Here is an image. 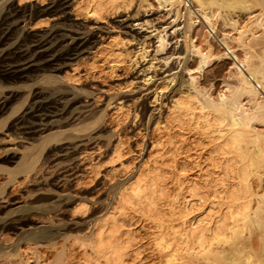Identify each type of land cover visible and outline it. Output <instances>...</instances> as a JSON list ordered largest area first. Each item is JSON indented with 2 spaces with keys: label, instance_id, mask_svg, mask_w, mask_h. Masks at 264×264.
Wrapping results in <instances>:
<instances>
[{
  "label": "rangeland",
  "instance_id": "374dc122",
  "mask_svg": "<svg viewBox=\"0 0 264 264\" xmlns=\"http://www.w3.org/2000/svg\"><path fill=\"white\" fill-rule=\"evenodd\" d=\"M62 1L0 0V41L2 42L0 44V77L4 76L1 74L2 70L9 67L17 52H27V54L30 52L27 56L31 54L30 56L36 59L39 55L40 61L45 58L43 61L48 60V62L49 60L55 62L61 57L55 64L60 67L58 75L61 79H58L57 83L45 84L41 79L43 73L33 74L34 72H30L31 80H22V83H17L14 87L0 85V98H13L9 100L10 104L8 103L5 111L0 114V264H90L84 259L85 255L81 248L74 243V238L80 237L82 231H87L85 224L80 223L87 214L94 210H97V215L102 214L105 212L106 206L113 202L114 194L111 192L113 187L120 184L128 185L138 172L156 166L166 172V185L171 197H177L180 191L185 188L184 185L187 181L199 180L206 170L211 171L210 168L212 169L213 163L211 164L212 160H210L212 138L201 135L194 129V125L186 121L184 117L182 120L186 122L180 124L172 119L174 111L172 101L179 97L175 95L178 93H171L177 82L176 78L182 79L184 86L187 80L189 83V77L192 75L195 78L193 84L196 85L194 86L200 90L199 99L207 96L214 102L229 99L234 90L236 81L234 78H236L235 73L238 72V69L231 64L230 59L223 54L224 49L214 40L223 35L229 48L231 47L235 55H239H236L239 60H243L244 54L248 56L247 53H249L250 58L253 57L251 61L256 62L262 55L261 59L264 62V52L259 54L264 50V44H261L264 43V40L252 38L257 37L256 35L260 34V31L249 23L251 15L248 14L250 15L248 16L247 13L244 14L239 10L242 0H219V4L213 3L206 9L213 18L211 22L214 23L212 24L213 29L218 38L214 34L209 36L208 26L196 17L197 4L195 2H193L194 4L191 2L195 16L192 20L195 22L191 24L192 20L188 21L184 19V16H181L174 22L173 28H170L174 18L172 12L167 11L168 7L160 6L156 0H127L129 2L124 11L119 10L117 14L105 16L100 20H94L87 17L85 13H81L82 10L74 4L78 0H68L70 6L64 8L60 15L50 16L46 13L37 15V10L41 8L51 10L57 5L62 8L60 5ZM78 4L79 2H77ZM73 6L76 7V12ZM20 8L25 12L22 11V13ZM179 8H184L183 2ZM235 12L238 14L241 12V16L234 19L236 23L232 28L223 23V18L228 13ZM137 16L142 20L145 17L144 20H147L148 23L145 25L141 23L142 27L136 25L141 22V20H133L138 18ZM4 20L5 22H3ZM2 22L7 24L4 25ZM12 24L16 31L11 26ZM161 28L168 30L167 35L169 34L165 37L167 43L163 51L157 47L158 42L155 35ZM181 28L187 30L186 38L184 35L182 36ZM242 28L245 32L242 31ZM36 37L40 40H37ZM206 42L213 46L211 51L208 50ZM254 42L257 45H253ZM39 43L42 44L40 50L36 49L35 52L30 50V46ZM19 45H21L19 47L21 49L17 48ZM197 49L201 53L205 52L203 54L209 55L205 66L200 67L201 70L198 69L199 65L197 67L199 63V56L197 55V57L195 53ZM257 49L260 52H255ZM5 50L7 52L4 53ZM166 54L169 56L166 57ZM240 68L243 69V67ZM168 69L171 70L168 71ZM168 74L170 75L168 76ZM64 76H71L68 83L63 82L66 80ZM186 87L189 86L181 87V96L194 95V90L191 87H189L190 90L189 88L185 89ZM260 91L262 90H258L259 94H261ZM37 92L40 94L34 95L38 94ZM222 94L224 95L222 96ZM262 95L263 93L259 95V100ZM239 102L245 112L253 111L252 101L247 96L242 95ZM28 105L33 110L37 109L36 114H45L48 119L44 118L39 121L37 118L27 115L28 117H24L23 121H15L14 118L17 117L20 109ZM78 106H86L90 113L88 112L74 120L75 122L68 124L74 123L71 126L67 125L59 129L57 125L67 122V119L70 120L71 113L76 111ZM51 118L52 120H50ZM251 122L253 132H257V135L259 133L260 138L264 139V122L258 120ZM8 123L11 125L9 126ZM26 126H33L35 129L53 126L54 129L51 127L48 129L49 131L45 130L42 133L37 131V136L31 137L25 134ZM80 126H83V131L76 130ZM52 132H62L66 135L70 133L72 136L68 135L67 139L64 134L49 137L48 134ZM77 134L84 137L77 138ZM28 136L34 141L26 139ZM87 137H89L88 140ZM77 141H79L78 144H76ZM58 147L60 148L58 149ZM51 148L53 151H50ZM114 148L119 152L118 158L113 155ZM209 150L210 153H208ZM24 152L32 153L33 166L37 171L35 178L27 177L23 173H9V170L15 168ZM209 161L211 162L208 163ZM262 171L259 170V178L251 176L249 179V184L253 188L251 189L258 195L264 193V170ZM197 176H199L198 179ZM181 187L183 188L181 189ZM60 193L62 196H68L73 205L79 201L80 197L86 198L89 202L88 206L93 210L90 208L91 211L89 209L83 216L76 214L70 217L73 205L60 203L56 209L41 214L39 209L54 203L56 196ZM45 195H48L49 198H46ZM180 196L177 199H180ZM185 199L184 203L187 202L186 206L189 205V210H194L196 202L190 200L195 203L191 206L192 202H189L191 198L187 199L186 197ZM16 200H20L22 204L13 205ZM17 205L25 206L26 209L17 211L15 209ZM200 207L202 206L199 205L196 208L198 211L195 209L196 212L191 211L190 216L201 214L204 207ZM135 215L134 219L128 222L132 226L134 237L132 242L134 251L127 259L128 264L196 263L194 258L185 256V254L179 255L176 252L173 255L176 247L173 241L168 246H160L159 231L154 227L155 225L148 219ZM31 218L33 221H39V225H36L37 228L31 234H27V231L19 234V231L11 225L12 222H31ZM29 226L30 224H27V227ZM81 226L85 230L80 232ZM22 229L27 230L26 226H22ZM39 231H46L49 237L45 241H31V236ZM168 235L164 236L165 240L172 237V235L170 237ZM225 258L227 260L228 257ZM234 258L230 256L229 260H223V262L238 264L235 261L238 257Z\"/></svg>",
  "mask_w": 264,
  "mask_h": 264
},
{
  "label": "bare ground",
  "instance_id": "6f19581e",
  "mask_svg": "<svg viewBox=\"0 0 264 264\" xmlns=\"http://www.w3.org/2000/svg\"><path fill=\"white\" fill-rule=\"evenodd\" d=\"M18 1H20V0H18ZM39 1L43 2V0H39ZM156 1L162 7H168L167 11L172 12V16L174 18L172 20L173 25H170L171 26L170 28L174 27V22L176 21V19H178L181 16H184L185 17L184 19H186L188 21L192 20V18L195 17L193 15V8L194 7L192 8V6L191 7L188 6V8H187L186 6H184V3H183L184 8H179V7H181V3L183 2V0H156ZM77 2H79L78 5H77ZM77 2L74 4H76L75 6L77 8H80L82 10L81 13H85V15L87 17H90L94 20H100V19H104L105 16L108 17L109 15L111 16L112 14H115V13L117 14V12L119 10L124 11L127 3L129 1H127V0H80L79 1L78 0ZM191 2L192 3L195 2L197 4V12H196L197 16L196 17L201 22L205 23L208 26L209 30L207 33L210 34L209 36H211L212 34H214V35L217 34V33H215L216 31L214 32V29H213L212 24H214V23L211 22V19H213V18H211V14H209V12L206 11V9L209 8V5H211L213 3L219 4L220 3L219 0H191ZM60 5L62 6L63 9L60 8L59 5H57L56 7H54V5H53L54 8L52 7L53 9H51V10L50 9L47 10V8L38 9L37 15L46 13L50 16H57L63 12L62 10H64V8H66L67 6H70V5H68V0H63L60 3ZM75 6H73V7H74V11L76 12L77 9ZM239 7H240L239 10L241 12H244V14L247 13V15L248 14L251 15V17H250L251 20H249L250 21L249 23L253 25V28H256L260 31V34L258 33L256 35L257 37H252V38H256V40L257 39L264 40V0H242ZM24 9H21V12L24 11ZM241 12H240V14H238L236 12L235 13H228V15H226L223 18V23L226 25L228 24L227 26H231L233 28V26L236 23V20H234V19L241 16ZM123 13H125V12H123ZM250 15H248V16H250ZM216 16H217V14H216ZM221 16H222V14H221ZM144 18L142 20V18L138 17V18L133 19V20L134 21L141 20V22L136 23V25H140L142 27L143 23H144V25L148 23V21L144 20ZM179 21H181V20H179ZM3 22H5V20ZM192 22H195V21L192 20L190 23L192 24ZM244 23H242V24H244ZM6 24H4V25H6ZM175 24H177V23H175ZM189 24H188V27H189ZM250 24H249V26H250ZM185 25H186V23H185ZM11 26H13V24ZM13 27H12V30H13ZM175 27H177V26L175 25ZM128 28H129V26H128ZM165 28H161L160 30H157V32L155 34L156 38H157V42H158L157 47L162 51L164 49L165 44L167 43L165 40V37L169 36V34L167 35L168 30H166ZM9 30H10V28H9ZM55 30H56V28H55ZM179 30H180V28H179ZM243 30H244V28H242V31ZM3 31H4V28H3ZM3 31H2V34H4ZM13 31H10V32H13ZM15 31H16V28H15ZM251 31H252V28H251ZM10 32H9V34H10ZM181 32H182L181 33L182 36L184 35L186 38L187 37V35H186L187 30L186 29L182 30V28H181ZM243 32H245V31H243ZM256 32H255V34H256ZM45 33H46V31H45ZM57 34H55V35H57ZM255 34H253V35H255ZM29 35L30 34H28V36ZM215 36H213V37H215ZM4 38H6V37H4ZM52 39H54V38L52 37ZM237 39H242V38H237ZM37 40H40V39L37 38ZM214 40H216L219 43V46L221 45V47L224 49L223 54L225 56H227L230 59L231 64L238 69V72L235 71L236 72L235 73L236 78H234V79H236V81H235V85H234V90H233L230 98L227 100H225V99L221 100L222 99L221 98L220 99L221 101H219V102H214V100L210 99L208 96L199 99L198 95L200 94V90L194 86V85H196V84H193L195 78L190 74H189L190 75L189 83L187 80L186 84L184 83V86L188 85L189 87H191L194 90V95L185 94L184 96H181L182 93L180 91H181V87H184L182 85V83L184 81H182V79L180 80L179 78H176L177 82L175 83V85L171 91V93H174V92L178 93L175 95L179 96L178 98H175L172 101L173 102L172 107L174 109V111L172 112V114H173L172 119L179 122V124L188 121L194 125L193 126L194 129H196L201 135H206V137L210 136V138H212V140H211L212 142L208 141V142H211V146H212V150L210 149L211 147L209 148L211 150L210 160H212V162L211 161L208 162V163L211 162V164L213 163L212 169L210 168L211 171L206 170L202 174V177L199 180H193L192 179V180L187 181L186 185L183 184L185 186V188L182 189L184 186L181 187L182 190L180 189L181 190L180 193L178 192L179 193L178 196L181 195L180 199L179 198L177 199L178 196L177 197H173V196L171 197L170 192L168 191V188L166 185V183H167L166 182V174H165L166 172H164L161 168H157L156 166L153 168H149L146 171L143 170L144 172L143 171L138 172L135 175V177L132 179L133 181H131L129 184L127 183L128 185L120 184V185L113 187L111 189V192L114 194L113 202L110 203L109 206H106L105 212L102 214L99 213V215H97V213H98L97 210L96 211L94 210L93 212H90L89 214H87V216H85V218H83V221L81 220V222H80V223L85 224V228H87V231L83 232L82 230H85V228L81 226V228L79 230L80 232L82 231L81 236L74 238V243L77 245V247L81 248L83 254L85 255L84 259L86 261H88L90 264H128L127 259L130 256V254L133 253V251H134V248H133L134 246H132V242L134 239L133 230L131 228L132 227L131 224L128 222H130L132 219H134L133 217L135 214H136L135 216L139 215V217L141 216L143 218L148 219L149 222H151L152 224L155 225L154 227L156 229H158L157 231H159L158 238H159V242L161 243L160 246H163V247L166 245L168 246L169 243H172L171 241H173L174 245H176V247L173 251L174 253H172V252L171 253L174 255L176 252H178L179 255L185 254V256H189L191 258H194L195 262H196V263H194V260H193L194 264H228V263H226V261L229 260L230 256H232L233 258L238 257L237 260H235L238 264H264V193L261 195L260 194L258 195V193H256L254 190H252L253 188L249 184V179L251 176H257L259 178V176H260L259 170L260 169H261V171L264 170V139L260 138L259 133H258L259 136L256 134L257 132L254 133L253 127H251V125H250V122L252 120H258V121L264 122V62L261 59L262 55H260L259 57L257 56L258 60L256 62L253 60H252L253 61L252 62L251 59H253V57L250 58L251 56H249V53H247L248 56H246V54H244L245 57L243 58V60H239L237 57L239 55L236 54L237 55L236 56L234 54V52L231 50V47L229 48V45H227L224 35L222 37H220L219 39L215 38ZM247 41L249 42L248 39H247ZM1 43L2 42L0 41V44ZM42 43H43V41H42ZM83 43H84V41H83ZM207 43H209V42H206V46L208 45V50L212 49L213 46H210ZM254 44H256V43L254 42L253 45ZM261 44H264V43H261ZM261 44L259 43V46ZM56 45H58V44H56ZM20 46L21 45L17 46V48H19ZM44 46H45V44H44ZM40 47H42L41 43L36 44L35 46H30V50H32V51H34L36 49L40 50L39 49ZM249 47H250V45H249ZM19 49H21V48H19ZM27 49H29V48H27ZM252 49H253V46H252ZM54 50H55V48H54ZM254 50H255V48H254ZM258 50L259 49H257L255 52H257ZM210 51H209V53H211ZM5 52H7V51L5 50L4 53ZM258 52H260V51H258ZM262 52H264V50H262L259 54H262ZM29 53L30 52H28V54ZM170 53H168V54L170 55ZM176 53H178V52H176ZM195 53H196V56L197 55L199 56V57L197 56L199 58V60H198L199 63L197 64V67L199 65L198 69L200 67L202 68V66L207 62L209 55L207 53H206L207 55L203 54L205 52L201 53V51H199L198 49L196 50ZM195 53H194V55H195ZM28 54H27V52H22V51H21V53L17 52V55H15L14 59H12L9 67L7 69L4 68L5 69L4 71L2 70L1 74H3L4 76H1L3 79L2 80L0 79V85L5 84L8 86L14 87L17 83H22L21 82L22 80L26 81V79H30L29 78L30 77L29 75L31 74L30 72H34L33 74H35L37 72L43 73L41 76L42 77L41 79L45 84L51 85L53 83H57L58 79L59 80L61 79V77L58 75V73H60V67L55 66V64L57 63V60H59L61 57L60 58L58 57L59 59H57L55 62L54 61L51 62L50 60L48 62V60L43 61L45 58L42 59V57H41L42 61H40V58H38L39 55H37L38 57L35 59V58L30 56L31 54L29 55L30 57L27 56ZM171 54H173V52ZM51 55H53V54H51ZM215 55H217V54H215ZM257 55H258V53H257ZM8 56H9V54H8ZM45 56H46V54H45ZM70 56H72V55H70ZM168 56L166 54V57H168ZM170 56H172V55H170ZM228 58H226V59H228ZM55 59H56V57H55ZM214 60H215V58H214ZM5 62H7V61H5ZM211 62H212V59H211ZM207 66H208V63H207ZM240 67H243V69H241ZM201 68H200V70H201ZM169 70H171V69H168V71ZM186 70H187V68H186ZM169 75L170 74H168V76ZM31 77H32V74H31ZM64 77L66 80H64L63 82H66V83H68V81H70V79H71V76H64ZM174 77H176V75ZM173 81H174V79H173ZM72 86H73V84H72ZM188 88L186 87L185 89H188ZM189 90H190V88H189ZM258 90H262V91H260V93L261 94L263 93V95L261 96V100L258 99L259 95H261V94H259ZM39 94L40 93L34 94V95H39ZM223 95L224 94H222V96ZM242 95L247 96L252 101L251 107L253 106V111L251 112L250 110H247V111H250L251 113L245 112L244 109L241 107L242 105H240L241 102H239V99L241 98ZM226 97H228V96H226ZM171 98H172V96H171ZM12 99H13L12 97H1L0 98V114L3 111H5L6 107H8L7 106L8 103L10 102L9 100H12ZM36 112H37V109L33 110V108L29 105L24 106L22 109H20V111L16 115L17 117H15L14 119H15V121H20L24 117H28L27 115H30L34 118H37V120H39V121H42V120H44V118H47L45 114H43V115L42 114H36ZM88 112H89V110L86 109V106H78L76 111L71 113V116L69 118L70 120L67 119V122L59 124V125H57V127H59V129H60V127L64 128L69 123L73 122L77 118H80V116L86 115ZM183 117L186 119V121L182 120V119H184ZM47 119H45V120H47ZM50 120H52V118ZM12 121H14V120H12ZM46 122H48V120ZM78 122H77V124H78ZM11 124L8 123L9 126ZM72 124H74V123H72ZM72 124H70L68 126H71ZM51 127H53V126H51ZM51 127H48V128L45 127L43 129H35V127H33V126L27 127L25 134L30 135L31 137L34 135L37 136L36 135L37 131H41L40 133H42V131H45V130L47 131ZM53 129H54V127H53ZM76 130H78V131L82 130L83 131L84 128H83V126H80ZM62 134H64V137L67 136L65 139L68 138V135L72 136V134L70 135V133H68L66 135L65 133H62V132H52L51 134H48V136L49 137H56L57 135H62ZM41 137H42V135H41ZM45 137H47V136H45ZM76 137L81 138L84 136L81 134H77ZM24 138H25V136H24ZM69 138H71V137H69ZM88 138L89 137H87V140H88ZM26 139H30L31 141H34V139L30 138L29 136ZM61 139L62 138H60V140ZM74 139H72V140H74ZM60 140H58V141H60ZM69 142L71 143V140ZM78 142L79 141H77L76 144H78ZM65 143H67V142H65ZM74 143H72V144H74ZM59 148L60 147H58V149ZM54 150H55V148H54ZM210 150L208 153H210ZM50 151H53V149ZM48 152H49V150H48ZM31 154H32L31 152H24L23 154H21L19 162H17L15 168H13L12 170H9V173H12V174L13 173L14 174L23 173L27 177L30 176L32 178H35V174H37L36 173L37 171L35 170V167L33 166L34 160L32 159ZM113 155L115 158H118V156H119V152L116 148L113 149ZM208 156L210 157V155H208ZM9 159H12V157H9ZM207 160H209V158H207ZM65 168H67V167L65 166ZM65 168H63V169H65ZM262 173H263V171H262ZM196 178L198 179L199 176H197ZM51 179H53V178H51ZM54 182H56V180ZM57 184H58V182H57ZM57 187H58V185H57ZM45 197L49 198L48 195H45ZM186 197H187V199L191 198V199H189V202H190V200L196 202V204H195L191 201L192 202V203L190 202L191 206L193 204H195V207L198 208L200 205V206L204 207V209H203L204 211L199 215L190 216L191 211L196 212L197 209L195 208L196 210L195 209L194 210L192 209L191 211L189 210V208H188L189 205L186 206L187 202H186V204L184 203V200L186 201V199H185ZM51 198H50V200H51ZM78 200L79 201L73 205L72 200L68 196L67 197L62 196L60 193V195L56 196V200L54 201V203H52L51 205L43 206L39 210H40L41 214H45V213L50 212L51 210L56 209V207L60 203H63V204H65V203L70 204L71 203L73 205V209H72V212L70 214V217H73L76 214L83 216L86 214V212L91 207L88 206L87 203H89V202L87 201L86 198L80 197ZM181 201L183 204L182 203L180 204ZM75 202H76V200H75ZM19 203H21L20 200L19 201L16 200V202H14L13 205L14 204L16 205ZM198 203H199V205H197ZM103 204H104V202H103ZM9 206H8V208H9ZM202 207H200V208H202ZM193 208H194V206H193ZM15 209L17 211H19V210L21 211V210L26 209V207L22 206V205H17L15 207ZM91 209H90V211H91ZM101 209L103 210V208H101ZM199 210H201V209H199ZM2 211H3V208H2ZM21 218H22V216H21ZM28 219L30 220V218H28ZM31 219H32L31 222L30 221H27L26 223L25 222H20V223H13L12 222L11 225L13 226L14 229H17L19 231V234H23L26 231H27V234H31V233H33V230L37 228L36 225L37 224L39 225V223H38L39 221L36 222L35 220L33 221V218H31ZM21 221H22V219H21ZM27 224H30V226L27 227ZM22 226L23 227L26 226L27 230H23ZM9 228H10V226H9ZM155 228H153V229H155ZM169 233L172 235V237L168 240H165L166 238L164 239V236L168 235ZM48 237L49 236L47 235L46 231H39V232H35L33 234V236H31L30 240L33 242H40V241H45ZM225 257H228L227 260ZM175 258H177V257H175ZM223 260H226V261L223 262Z\"/></svg>",
  "mask_w": 264,
  "mask_h": 264
},
{
  "label": "built area",
  "instance_id": "2783aa9c",
  "mask_svg": "<svg viewBox=\"0 0 264 264\" xmlns=\"http://www.w3.org/2000/svg\"><path fill=\"white\" fill-rule=\"evenodd\" d=\"M184 6L188 7V6H192L191 4V0H183Z\"/></svg>",
  "mask_w": 264,
  "mask_h": 264
}]
</instances>
